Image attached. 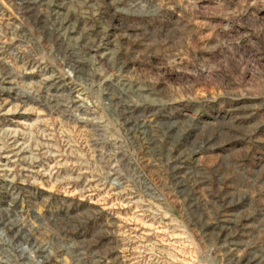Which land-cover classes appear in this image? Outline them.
Instances as JSON below:
<instances>
[{
    "label": "rangeland",
    "instance_id": "rangeland-1",
    "mask_svg": "<svg viewBox=\"0 0 264 264\" xmlns=\"http://www.w3.org/2000/svg\"><path fill=\"white\" fill-rule=\"evenodd\" d=\"M0 218V264H264V0H0Z\"/></svg>",
    "mask_w": 264,
    "mask_h": 264
},
{
    "label": "bare ground",
    "instance_id": "bare-ground-1",
    "mask_svg": "<svg viewBox=\"0 0 264 264\" xmlns=\"http://www.w3.org/2000/svg\"><path fill=\"white\" fill-rule=\"evenodd\" d=\"M6 217H7V215H6ZM8 217H9V215H8ZM1 219V218H0ZM14 220V219H13ZM8 221V220H7ZM10 222V221H9ZM17 222V221H16ZM18 223V222H17ZM16 223V224H17ZM3 224V223H2ZM6 224V223H5ZM4 224V225H5ZM19 224V223H18ZM17 224V225H18ZM12 225H13V221H12ZM3 226V225H2ZM7 226V225H6ZM22 226H24V225H22ZM7 227H9V229H7V228H5V226L3 227V228H5V230H8V232H10L11 234H10V236H11V243H12V247H14V248H20V246H24L25 244H27L28 243V240L27 239H24V237L23 236H21L19 233H18V231L20 232V230L19 229H15L16 228V226H15V223H14V225L13 226H11V225H9V226H7ZM25 227V226H24ZM19 228H20V226H19ZM22 228V227H21ZM29 229V228H28ZM27 232V231H26ZM9 239V238H8ZM8 242V241H7ZM9 243V242H8ZM8 246H10L11 247V245H8ZM3 247V246H2ZM31 247V246H30ZM23 249V248H22ZM40 249V248H39ZM10 250V249H9ZM17 250V249H16ZM38 250V249H37ZM5 251V250H4ZM3 251V252H4ZM35 251V250H34ZM41 253V252H40ZM44 256V255H43ZM4 257V256H3ZM2 257V258H3ZM7 257H9V256H7ZM19 258L21 257V256H18ZM23 257V256H22ZM1 258V257H0ZM24 258V260H28V258H26L25 256L23 257ZM6 259V258H5ZM44 259L45 260H43V262L42 263H40V264H44V263H46L45 261H46V257H44ZM9 260V259H8ZM7 260V261H8ZM14 261V260H13ZM2 262H6V261H2ZM11 262V261H10ZM28 262H29V260H28Z\"/></svg>",
    "mask_w": 264,
    "mask_h": 264
}]
</instances>
